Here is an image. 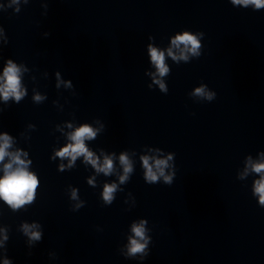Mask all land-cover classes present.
Segmentation results:
<instances>
[{"label": "water", "instance_id": "95a60500", "mask_svg": "<svg viewBox=\"0 0 264 264\" xmlns=\"http://www.w3.org/2000/svg\"><path fill=\"white\" fill-rule=\"evenodd\" d=\"M182 34L198 55L172 45ZM150 46L164 53V76ZM9 60L24 95L0 96V135L38 185L18 208L0 199V264H264V172L252 169L264 163V7L0 0V78ZM82 126L95 132L84 144L96 166L56 155ZM143 157L154 171L167 160L171 182L147 181ZM132 239L143 251L130 252Z\"/></svg>", "mask_w": 264, "mask_h": 264}, {"label": "clouds", "instance_id": "9594fccd", "mask_svg": "<svg viewBox=\"0 0 264 264\" xmlns=\"http://www.w3.org/2000/svg\"><path fill=\"white\" fill-rule=\"evenodd\" d=\"M15 2V0H14ZM233 4H242L247 6L249 4L255 5L256 8L264 7V0H232ZM172 45L174 47H179L184 45V49L191 52L193 55H198V49L200 47L198 40L195 36L191 34H182L176 36L172 40ZM149 52L151 55L152 63L156 66L160 76H164L168 72V68L164 63V53L158 51L155 48L149 47ZM168 55L172 56L174 60L176 59H185V51L182 50L180 56L177 57L173 54L172 50H168ZM20 69L12 63L11 60L8 61L7 66L4 68L3 77L0 78L3 80V83L0 84V96L3 97L5 101L9 97H14L16 101H19L24 95L20 87ZM160 84L161 89H164L163 83L156 81ZM197 95H207L211 99L212 94L206 93L204 88L196 89ZM37 100L40 99L39 96L36 97ZM95 132L88 127L82 126L76 130L70 137L73 143L65 146L63 149L56 153L57 156L70 157L72 161H75L77 156L85 155L94 166H96V160L92 159V154L88 152V149L85 147L84 140L86 138L94 137ZM10 147V137L7 134L0 135V162H3L6 156H10V162L4 164V176L0 177V199L4 200L5 203L11 205L13 208H18L21 205L31 202L34 197L35 189L38 185V180L36 176L27 170V162L21 159V153H9L7 149ZM169 159L171 157L169 156ZM121 163L125 165L124 172L127 174L131 171V166L128 164L127 157L122 155L120 157ZM15 165V167H13ZM143 165L146 169L145 178L149 182H155L160 176L164 177L166 183L171 182V177L164 174V168L167 166V160L158 159L155 160V169L149 164V158L143 157ZM112 169V162L110 159H105L104 165L98 170L104 171L105 174H108ZM253 171L257 173L264 172V163H258L252 165ZM121 182L126 179V175L122 176ZM115 190V185L106 186L104 191V199L106 201H111L112 193ZM255 192L260 196V203L264 205V176L255 183ZM75 195V193L73 194ZM27 229V226H25ZM133 232L137 237L143 239L144 228L143 222L141 225H135L133 227ZM34 239H39V233H33ZM131 253L143 251V245L140 244L136 239L131 240ZM7 264V262H5Z\"/></svg>", "mask_w": 264, "mask_h": 264}]
</instances>
